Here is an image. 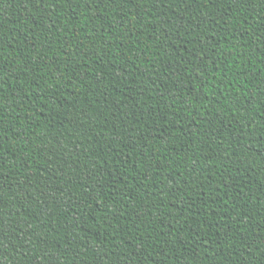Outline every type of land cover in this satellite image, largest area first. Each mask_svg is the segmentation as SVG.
<instances>
[{
	"label": "trees",
	"instance_id": "trees-1",
	"mask_svg": "<svg viewBox=\"0 0 264 264\" xmlns=\"http://www.w3.org/2000/svg\"><path fill=\"white\" fill-rule=\"evenodd\" d=\"M0 264H264V0H0Z\"/></svg>",
	"mask_w": 264,
	"mask_h": 264
}]
</instances>
